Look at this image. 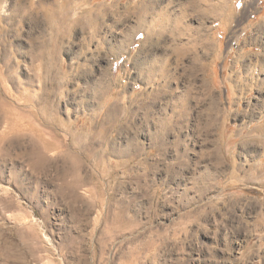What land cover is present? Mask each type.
Returning <instances> with one entry per match:
<instances>
[{
	"label": "rangeland",
	"instance_id": "obj_1",
	"mask_svg": "<svg viewBox=\"0 0 264 264\" xmlns=\"http://www.w3.org/2000/svg\"><path fill=\"white\" fill-rule=\"evenodd\" d=\"M258 54L264 0H0V264H264Z\"/></svg>",
	"mask_w": 264,
	"mask_h": 264
},
{
	"label": "bare ground",
	"instance_id": "obj_2",
	"mask_svg": "<svg viewBox=\"0 0 264 264\" xmlns=\"http://www.w3.org/2000/svg\"><path fill=\"white\" fill-rule=\"evenodd\" d=\"M68 1V0H67ZM153 3V2H152ZM217 4V3H216ZM148 6V5H147ZM253 7V1H248V2H246V4H245V6H244V10L247 12V10L248 9H251ZM133 9H135V7L133 8ZM137 9H139V8H137ZM188 9V8H187ZM204 9V8H203ZM253 9V8H252ZM205 10V9H204ZM140 11V10H139ZM162 13V12H161ZM166 13V12H165ZM202 13L204 14V15H206L205 13H206V11H202ZM202 14V15H203ZM88 19V18H87ZM140 22H144L145 20H139ZM202 21V20H201ZM151 22H153L152 20H151ZM150 22V25H152V23ZM204 22V21H203ZM89 23V22H88ZM166 23V22H165ZM145 26V25H144ZM170 29V28H169ZM140 32H142V30H138L136 33H135V35L136 34H138V33H140ZM161 33H162V31H160ZM164 32V31H163ZM155 35H158V33H154V28H151V31L149 32V30H148V32L146 31V34H145V36L144 37H146L147 39H144V41H146V42H144V43H148V41H149V39L151 38V37H153V36H155ZM184 35V34H183ZM169 38V37H168ZM162 39V38H161ZM108 40V39H107ZM124 40V39H123ZM121 41V40H120ZM188 41H189V39H188ZM141 48H143V47H141ZM140 48V49H141ZM117 49V48H116ZM189 49V48H188ZM191 49V48H190ZM142 51V50H141ZM145 51V50H144ZM176 52H179L180 53V50H175ZM140 52V51H139ZM138 51H137V53H139ZM138 55V54H137ZM173 56V55H172ZM259 58L261 57V61H258L257 60V64H258V66L260 65V68H261V70H263L264 71V64H263V62H262V54H258L257 55ZM200 60V59H199ZM200 61H202V60H200ZM149 62V61H148ZM160 64V63H159ZM202 62L200 63V65L199 66H202ZM143 66V65H142ZM157 69V68H156ZM165 70H166V68H165ZM143 71V70H142ZM155 71V70H154ZM153 74V73H152ZM156 76V75H155ZM164 78V77H163ZM161 82V81H160ZM263 86H264V82H263V84H262ZM104 88H105V86H104ZM162 91V90H161ZM161 93V92H160ZM168 94V93H167ZM174 95V94H173ZM175 97V96H174ZM174 99V98H173ZM168 103V102H167ZM164 105V104H163ZM170 105V104H169ZM160 110V109H159ZM161 112V111H160ZM115 117V115H113V114H109V118L110 119H113ZM165 127V126H164ZM49 146H50V144H49ZM73 160L76 162V164H79V159H77V158H73ZM78 178V177H77Z\"/></svg>",
	"mask_w": 264,
	"mask_h": 264
}]
</instances>
